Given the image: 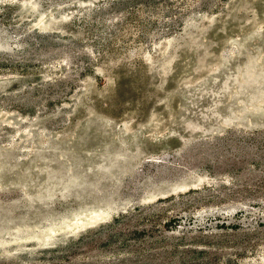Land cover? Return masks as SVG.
<instances>
[{"label": "rangeland", "instance_id": "1", "mask_svg": "<svg viewBox=\"0 0 264 264\" xmlns=\"http://www.w3.org/2000/svg\"><path fill=\"white\" fill-rule=\"evenodd\" d=\"M0 264H264V0H0Z\"/></svg>", "mask_w": 264, "mask_h": 264}]
</instances>
